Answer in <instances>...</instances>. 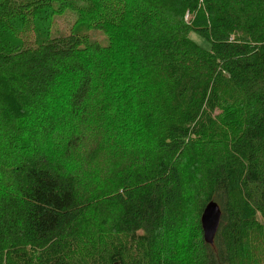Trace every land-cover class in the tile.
Returning a JSON list of instances; mask_svg holds the SVG:
<instances>
[{"label": "trees", "instance_id": "trees-1", "mask_svg": "<svg viewBox=\"0 0 264 264\" xmlns=\"http://www.w3.org/2000/svg\"><path fill=\"white\" fill-rule=\"evenodd\" d=\"M0 264H264V0H0Z\"/></svg>", "mask_w": 264, "mask_h": 264}, {"label": "rangeland", "instance_id": "rangeland-1", "mask_svg": "<svg viewBox=\"0 0 264 264\" xmlns=\"http://www.w3.org/2000/svg\"><path fill=\"white\" fill-rule=\"evenodd\" d=\"M76 15L77 14L74 15V12H71L70 10H67L66 12H64L63 14H61L60 16H56L55 19H54L55 20L54 25H55V28H56L55 29L56 33H62L63 31H69V30H71L72 27L74 26L76 20H77L76 19V17H77ZM82 29L84 31L90 32L92 35L98 36V38L101 39L102 41L105 39L104 36H106V34L104 32H102V34H101V30L97 29L96 27H91V26L88 27V26H86V27H84ZM115 169H116V173H119V174H122V172L124 170V169L122 170L121 167H117L116 165H115ZM109 173H110V175H112V170H110ZM90 178H93V177L90 176ZM214 202H216V201H214ZM95 211H96V213L98 212L97 210H95ZM111 211H113V209ZM99 214L106 215V218H104L103 222L106 224V227H108L109 224H110L108 222H110V221H108L107 218H109L110 214H108L104 210L102 212H100Z\"/></svg>", "mask_w": 264, "mask_h": 264}, {"label": "water", "instance_id": "water-1", "mask_svg": "<svg viewBox=\"0 0 264 264\" xmlns=\"http://www.w3.org/2000/svg\"><path fill=\"white\" fill-rule=\"evenodd\" d=\"M222 209L220 204L209 200L201 214L200 218L202 221V232H204V238L206 242H212L215 239L217 228L220 224V214Z\"/></svg>", "mask_w": 264, "mask_h": 264}]
</instances>
